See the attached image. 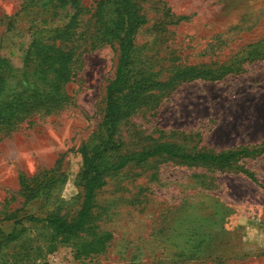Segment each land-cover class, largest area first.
I'll return each instance as SVG.
<instances>
[{
    "label": "rangeland",
    "instance_id": "obj_1",
    "mask_svg": "<svg viewBox=\"0 0 264 264\" xmlns=\"http://www.w3.org/2000/svg\"><path fill=\"white\" fill-rule=\"evenodd\" d=\"M98 1L81 0L79 57L66 85L72 102L0 135V227L8 234L21 220L18 238L0 248V264H264V153L236 164L257 182L166 157L106 174L86 229L74 236L28 220L75 222L83 207L81 150L99 135L118 64L116 45L90 46ZM137 1L147 20L135 42L142 73L164 83L185 66L215 71L235 62L242 70L138 95L118 125L122 153L165 143L184 152L264 149V59L238 64L264 41V0ZM22 9L23 0H0V57L17 70L34 36L73 14L70 7ZM53 169L48 195L26 203L21 177Z\"/></svg>",
    "mask_w": 264,
    "mask_h": 264
},
{
    "label": "trees",
    "instance_id": "obj_2",
    "mask_svg": "<svg viewBox=\"0 0 264 264\" xmlns=\"http://www.w3.org/2000/svg\"><path fill=\"white\" fill-rule=\"evenodd\" d=\"M36 5L70 7L73 14L64 26L40 31L39 39L37 34L34 36L25 52L21 70H17L8 60L0 57V135L13 132L28 118L41 113H54L72 102L66 85L75 74L74 63L79 57L77 31L82 12L81 0H23L22 10H29ZM92 20L94 31L91 36V48L105 44L116 45L118 64L115 78L106 89L105 115L99 135L94 144L85 145L81 150L83 168L78 176V184L84 189L83 207L75 222H68L61 215H52L46 219L31 217L28 220L46 223L59 236L77 235L87 227L96 192L104 186V176L121 171L132 164L142 165L155 157H166L187 165L234 169L257 182L249 170L236 164L242 158L264 153V149L241 148L221 153L184 152L172 144L165 143L123 154L124 144L118 136V125L129 115L131 102L136 100L138 95L147 91L172 89L196 80H222L229 74L241 71L242 67L237 66L235 62L215 71L199 66H185L178 68L166 82H158L137 67L136 37L140 28L147 23L137 0H99ZM88 48L86 44L85 50ZM250 48L248 56L238 61V64L264 59V41ZM55 171H43L33 179L21 177V194L26 203L48 195L56 179ZM42 179L46 186L38 185ZM20 223L21 220H16V227L8 234L0 227V248L18 238L20 232L17 225Z\"/></svg>",
    "mask_w": 264,
    "mask_h": 264
}]
</instances>
